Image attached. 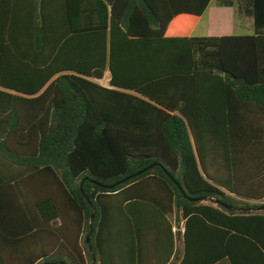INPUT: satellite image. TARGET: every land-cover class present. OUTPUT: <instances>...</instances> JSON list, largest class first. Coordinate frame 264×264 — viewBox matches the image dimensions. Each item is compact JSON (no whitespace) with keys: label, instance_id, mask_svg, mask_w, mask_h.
<instances>
[{"label":"trees","instance_id":"obj_1","mask_svg":"<svg viewBox=\"0 0 264 264\" xmlns=\"http://www.w3.org/2000/svg\"><path fill=\"white\" fill-rule=\"evenodd\" d=\"M210 1L0 0V264H93L90 226L95 264H119L118 207L130 264L150 220L168 263L172 213L180 264L264 255V0L237 3L252 35L190 36ZM107 69L114 87L89 79Z\"/></svg>","mask_w":264,"mask_h":264},{"label":"crops","instance_id":"obj_2","mask_svg":"<svg viewBox=\"0 0 264 264\" xmlns=\"http://www.w3.org/2000/svg\"><path fill=\"white\" fill-rule=\"evenodd\" d=\"M211 1L208 7L206 8V10L210 7ZM224 1H227V0H221L219 3L217 2L216 5L218 8L213 7L210 9V16H214V15L222 16L224 25L219 30L209 31V35L211 36H222V35L243 36V35L254 34V29H252L250 32H236L235 30L236 24L234 26V22L232 20V13H233L232 7H233L234 2L230 0L233 2V4L231 6H225V5H222ZM204 12L199 16L198 20L196 21L194 26L191 28L189 32L190 36H192V32L194 31L196 25L200 21ZM107 73L109 74V81H110V76H111L110 70L107 69L104 72V76ZM89 79L97 83H99L98 81L100 80L96 78H89ZM106 87H110L109 84ZM232 196L239 198L238 196L233 195V194ZM127 204H129V206H142L141 205L142 203H138V202H133V203L128 202ZM131 208H133L132 209L133 211L135 210L134 207H131ZM110 216H111L110 223H109L110 229H109V234H108L110 242L112 245L113 243L118 244L117 238L120 237L121 241L119 242H120V245L122 246L121 251L119 253H115L113 255L110 254V257L113 256L115 258V261H118L119 264H120V261H122V264H130L134 258L132 254V249H131V247L133 246V241L131 239L130 224L127 222L126 215L123 212V209L121 207H118L112 210ZM166 220L168 221V224L169 223L171 224V230L174 234V251L167 264H180V262L182 261L184 257L183 246H182L184 219L182 218L177 219L176 214L172 213L171 215L166 217ZM175 227L177 228L176 231H174ZM144 229H145V232H144V239L142 243L143 253L141 255V260H143L145 264H150L151 262L158 264L160 260L164 258L165 249L168 248L169 242H170L169 231L167 229V225L165 222H162V221L156 225V223L150 220L149 222L145 224ZM204 258H205L204 253H197L189 257V259H187V262L185 264H203ZM236 258H237V261L240 260L239 262H237L238 264H264V255L263 253H260V252L254 253L251 256H247L246 260L243 259L244 257L239 254L235 255V259ZM212 264H231V263L229 262L227 257L224 256L223 258H221L220 260H217L216 262H213Z\"/></svg>","mask_w":264,"mask_h":264},{"label":"rangeland","instance_id":"obj_3","mask_svg":"<svg viewBox=\"0 0 264 264\" xmlns=\"http://www.w3.org/2000/svg\"><path fill=\"white\" fill-rule=\"evenodd\" d=\"M221 0H212L210 7L204 12L200 21L196 25L194 31L192 32V36L200 37V36H211L209 35V31H215L222 28L224 25V21L222 16L214 15L210 16V9L213 7H217V2L219 3ZM234 2L232 10V20L234 22V26L236 24V32H250L252 27V19L250 16L246 15L244 12L239 11L237 8V1L241 2L243 0H232ZM218 8V7H217ZM240 25V26H239ZM101 85L108 86L109 84V74L107 73L104 78L98 81Z\"/></svg>","mask_w":264,"mask_h":264},{"label":"water","instance_id":"obj_4","mask_svg":"<svg viewBox=\"0 0 264 264\" xmlns=\"http://www.w3.org/2000/svg\"><path fill=\"white\" fill-rule=\"evenodd\" d=\"M109 86H110V87H114V86L111 85V84H109ZM204 177H206V176L204 175ZM174 183H175L176 186L180 189V191H181L183 197L188 198V196L185 194V192L183 191V189L181 188V186H180L176 181H174ZM190 199H192V200H197V201H199V200H200V201H211V202H213V203H215V204L221 205L223 208H225V209H227V210H232V211H239V210L242 209V208L239 207V206L230 205V204H228V203H226V202L221 201L220 199H214V198L209 197V196L195 197V198H190ZM263 208H264V205L261 206V207H257L256 210H261V209H263ZM95 214H96L95 208L92 207V211H91V215H90V219H89V223H90V224L92 223V221H93V219H94V217H95ZM91 231H92V227L90 226V227H89V231H88V233H87V235H86L85 241H86V243L88 244V247H89L90 252H91L92 263L95 264V254H94V252H93V250H92V247H91V244H90V234H91ZM61 264H64V262H61Z\"/></svg>","mask_w":264,"mask_h":264},{"label":"built area","instance_id":"obj_5","mask_svg":"<svg viewBox=\"0 0 264 264\" xmlns=\"http://www.w3.org/2000/svg\"><path fill=\"white\" fill-rule=\"evenodd\" d=\"M176 230H177V228L175 227V228H174V231H176Z\"/></svg>","mask_w":264,"mask_h":264}]
</instances>
